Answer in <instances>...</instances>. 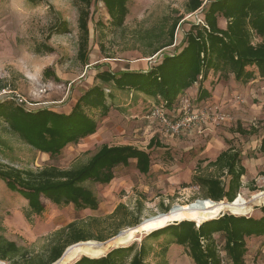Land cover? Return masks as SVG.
Returning <instances> with one entry per match:
<instances>
[{
	"label": "rangeland",
	"instance_id": "374dc122",
	"mask_svg": "<svg viewBox=\"0 0 264 264\" xmlns=\"http://www.w3.org/2000/svg\"><path fill=\"white\" fill-rule=\"evenodd\" d=\"M186 1H130L124 26L115 28L104 3L93 0L89 60L82 63L77 57L79 7L74 0H0V98L14 99L29 109L69 111L78 96L94 84L99 70L117 71L122 63L133 64L130 69L138 70L146 64L150 67L165 54L177 52L186 31L203 16L202 9L212 0H204L202 9L191 14L185 10ZM181 14L184 18L176 29L175 43L145 57L147 36L169 28L173 18ZM59 18L68 21V32L53 29ZM219 24L225 27L226 20L220 17ZM40 43L49 44L54 50L36 53ZM47 67L55 71L58 79L44 75ZM251 68L257 74L248 83L237 82L232 74L224 79L211 72L204 82L211 96L205 100L197 99L196 93L181 95L169 110L171 117H180L188 104L195 112L204 111L205 116L197 126L176 134L167 132L157 119L149 116L148 110L155 102L152 98L140 97L134 103L131 94L120 91H116V108L107 116L98 117L97 132L67 145L55 156L34 149L9 132L0 119V161L35 171L51 165L71 168L85 163L104 143L148 149L150 139L157 136L165 145L150 149L152 163L147 174L141 173L132 160L127 166L117 167L115 178L108 184L87 182L99 200L97 209H77L73 204L57 206L44 199L45 211L33 214L27 200L0 180V234L21 246L24 255L18 260L24 262L30 256L46 258L49 248L62 238L61 228L73 221L95 237L111 236L110 239L149 217L169 211L175 204L204 199L203 189L192 181L193 176L199 172L218 174L208 162L230 146L242 152L246 174L238 195L241 193L251 206L249 213L236 215L259 217L264 200L253 201L252 195L264 193V153L259 150L264 137V77L256 67ZM221 114L224 119L218 117ZM238 124L255 131L243 135L238 132ZM118 206L121 207L116 212ZM224 213L232 212L224 211L221 215ZM145 235L139 234L128 244L140 243ZM215 236L222 246L223 236ZM148 243L153 249L146 257L147 264H195L184 246L171 244L163 253L164 236ZM246 243V264H264V236L247 237ZM114 247L117 246L106 253Z\"/></svg>",
	"mask_w": 264,
	"mask_h": 264
},
{
	"label": "trees",
	"instance_id": "16d2710c",
	"mask_svg": "<svg viewBox=\"0 0 264 264\" xmlns=\"http://www.w3.org/2000/svg\"><path fill=\"white\" fill-rule=\"evenodd\" d=\"M35 1V0H30ZM79 7V48L77 57L82 63L89 60V19L93 0H74ZM111 16V25L122 28L129 13L128 3L133 0H101ZM204 0H187L185 10L196 13L203 7ZM203 22H194L186 31L182 47L175 53L165 54L146 70L129 68L112 71L99 70L95 82L84 90L67 111L52 110L48 107L29 109L11 98H0V119L9 132L17 135L34 149L51 156L58 155L71 143L95 134L98 117L107 116L116 108L117 92L132 95V100L152 98L153 107L171 110L179 97L195 83H199L197 99L211 96L204 86L210 73L228 79L232 74L240 83H248L257 74L264 77V0H212L202 9ZM226 20V26L219 24V18ZM184 15L175 16L169 28L148 35V54L154 56L175 43V32ZM54 30L66 33L70 30L67 20L59 18ZM257 39V40H256ZM54 48L46 43L36 46V53L52 52ZM44 75L58 79L51 67ZM238 132L247 135L254 131L244 129L240 124ZM164 147L157 136H153L148 149L132 144L110 145L104 143L86 161L71 168L54 165L39 170L20 168L0 161V180L27 202L31 213L41 215L45 209L44 199L57 206L73 204L77 209H97L99 200L87 182L110 183L115 178V169L127 166L132 160L136 168L147 174L151 168V151ZM259 150L264 153V137ZM218 174L196 173L192 181L203 189L204 199L232 202L242 186L246 166L242 163V152L233 146L222 150L214 160L208 162ZM264 175V172H263ZM227 176V179H223ZM121 206H118L116 212ZM259 217L224 213L201 222L184 219L172 222L146 234L140 243L132 242L110 249L97 257L82 255L71 264H147L146 257L153 249L150 239L164 236L162 252L169 245L184 246L195 264H246L248 250L246 238L264 236V206ZM138 224V222L136 223ZM59 241L53 243L48 256L27 257L18 260L24 251L16 241L0 234V260L10 264H52L57 261L70 245L109 237H95L77 221L61 228ZM216 234L224 238L222 246L217 244ZM115 235V234H114ZM113 236V235H112Z\"/></svg>",
	"mask_w": 264,
	"mask_h": 264
},
{
	"label": "bare ground",
	"instance_id": "6f19581e",
	"mask_svg": "<svg viewBox=\"0 0 264 264\" xmlns=\"http://www.w3.org/2000/svg\"><path fill=\"white\" fill-rule=\"evenodd\" d=\"M252 200H264V193H254ZM250 209L249 200L241 193L232 202L199 199L192 203L175 204L169 211L149 217L106 241L87 240L70 245L63 256L53 264H71L81 255L101 256L112 246L127 245L139 234H148L175 221L189 219L201 224L205 220L218 217L224 211H230L234 214H247ZM0 263L6 264L2 261Z\"/></svg>",
	"mask_w": 264,
	"mask_h": 264
},
{
	"label": "built area",
	"instance_id": "2783aa9c",
	"mask_svg": "<svg viewBox=\"0 0 264 264\" xmlns=\"http://www.w3.org/2000/svg\"><path fill=\"white\" fill-rule=\"evenodd\" d=\"M199 22H203L202 18L198 19L197 23ZM19 102H22V99H20ZM222 115L223 114L218 115V117ZM149 116L157 119L167 130V132L176 134L189 126L192 125L197 126L200 123V121L203 120L205 116V112L204 111L195 112L189 108V104H188L184 106L182 115L180 117L174 118L168 114V111H166L162 107L156 106L152 108V110L149 113ZM222 118L224 119L225 117L222 116ZM223 264H228V263L226 261H223Z\"/></svg>",
	"mask_w": 264,
	"mask_h": 264
},
{
	"label": "crops",
	"instance_id": "0c3cea01",
	"mask_svg": "<svg viewBox=\"0 0 264 264\" xmlns=\"http://www.w3.org/2000/svg\"><path fill=\"white\" fill-rule=\"evenodd\" d=\"M151 57V56H150ZM153 63V62H152ZM119 66H120V68L118 69V70H123V69H127V68H132V67H134V65L133 64H130L129 66L127 65V64H125V63H122L121 65L119 64ZM145 67H147V68H145ZM148 67H149V65H147L146 64V66H142V68L141 69H138V70H146V69H148ZM117 70V71H118ZM256 80V79H255ZM198 88H199V84H197V83H195L192 87H190L188 90H186L185 91V93H183L184 95L185 94H195L196 96H197V94H198ZM182 94V95H183ZM209 98V97H208ZM203 100H205V99H203ZM176 104V103H175ZM72 108V107H71Z\"/></svg>",
	"mask_w": 264,
	"mask_h": 264
},
{
	"label": "water",
	"instance_id": "95a60500",
	"mask_svg": "<svg viewBox=\"0 0 264 264\" xmlns=\"http://www.w3.org/2000/svg\"><path fill=\"white\" fill-rule=\"evenodd\" d=\"M211 200H212V199H211ZM197 225L199 226L200 224L197 223ZM65 250H66V249H65ZM64 252H65V251H64ZM64 252H63V254H64ZM62 256H63V255H62ZM62 256H61V257H62ZM61 257H60V258H61ZM60 258H59V259H60ZM59 259H58V260H59ZM58 260H57V261H58ZM0 261H1V260H0ZM2 262H5V261H2ZM55 262H56V261H55ZM55 262H53V263H55ZM53 263H52V264H53Z\"/></svg>",
	"mask_w": 264,
	"mask_h": 264
}]
</instances>
